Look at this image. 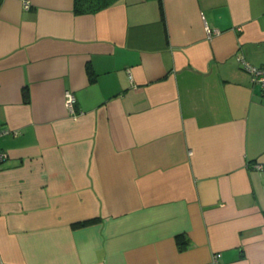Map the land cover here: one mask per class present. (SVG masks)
I'll use <instances>...</instances> for the list:
<instances>
[{"label": "crops", "instance_id": "0c3cea01", "mask_svg": "<svg viewBox=\"0 0 264 264\" xmlns=\"http://www.w3.org/2000/svg\"><path fill=\"white\" fill-rule=\"evenodd\" d=\"M161 3L1 0L0 264H264V0Z\"/></svg>", "mask_w": 264, "mask_h": 264}, {"label": "trees", "instance_id": "16d2710c", "mask_svg": "<svg viewBox=\"0 0 264 264\" xmlns=\"http://www.w3.org/2000/svg\"><path fill=\"white\" fill-rule=\"evenodd\" d=\"M118 0H73V12L75 14H87V13H95L103 8L110 6ZM158 2L161 20L163 21V11H162V3L161 0H156ZM1 2V0H0ZM88 74L91 79L94 78L95 74L93 70L88 69ZM22 100L25 103H28L30 100L28 88L25 86L22 88ZM91 222V221H87ZM86 221L80 222V224H85ZM175 240L178 248L180 250L186 249L190 246L189 240L183 233H178L175 235Z\"/></svg>", "mask_w": 264, "mask_h": 264}, {"label": "built area", "instance_id": "2783aa9c", "mask_svg": "<svg viewBox=\"0 0 264 264\" xmlns=\"http://www.w3.org/2000/svg\"><path fill=\"white\" fill-rule=\"evenodd\" d=\"M27 6V4H26ZM205 29L208 35L212 34V29L205 23ZM238 59L240 62H242V65L250 71L252 74V79L257 82L260 85L262 96H264V65L262 66H253L249 63H247L242 56H238ZM64 99H65V106L67 111L73 115L76 116L79 112L75 108L76 98L72 90L66 89L64 91ZM2 129L0 128V132ZM218 254L215 255L217 258Z\"/></svg>", "mask_w": 264, "mask_h": 264}]
</instances>
